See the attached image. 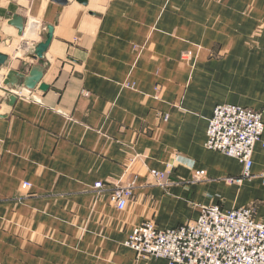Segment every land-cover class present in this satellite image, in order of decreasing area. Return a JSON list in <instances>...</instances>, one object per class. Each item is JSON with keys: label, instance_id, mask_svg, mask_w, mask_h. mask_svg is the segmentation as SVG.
I'll return each instance as SVG.
<instances>
[{"label": "crops", "instance_id": "1", "mask_svg": "<svg viewBox=\"0 0 264 264\" xmlns=\"http://www.w3.org/2000/svg\"><path fill=\"white\" fill-rule=\"evenodd\" d=\"M67 2L0 0V264H168L125 242L148 220L174 229L210 205L250 207L264 224V132L240 184L226 182L239 162L204 148L217 105L259 111L264 125V0ZM35 25V47L52 28L36 62L19 53ZM33 67L47 91L10 105L7 72ZM130 178L123 211L92 189Z\"/></svg>", "mask_w": 264, "mask_h": 264}, {"label": "built area", "instance_id": "2", "mask_svg": "<svg viewBox=\"0 0 264 264\" xmlns=\"http://www.w3.org/2000/svg\"><path fill=\"white\" fill-rule=\"evenodd\" d=\"M23 92L29 95L31 91L23 87L6 91L13 97L27 99ZM263 132L261 112L227 104L215 106L208 121L204 148L233 158L242 166L241 176L227 179V183L252 180L254 148ZM152 176L156 185L163 186L162 174ZM261 178L264 181V175ZM135 185V178L117 179L97 182L92 189L107 193L110 203L123 211ZM125 246L139 259H162L168 264H264V224L254 220L250 207L222 212L210 205L201 207L195 220L174 229L158 230L148 220L133 230Z\"/></svg>", "mask_w": 264, "mask_h": 264}, {"label": "water", "instance_id": "3", "mask_svg": "<svg viewBox=\"0 0 264 264\" xmlns=\"http://www.w3.org/2000/svg\"><path fill=\"white\" fill-rule=\"evenodd\" d=\"M11 1V0H9ZM59 6H66L68 4L67 0H49ZM76 2L81 6H86L87 0H76ZM8 25L15 28L18 31V35L21 36L24 31V21L19 16H13L11 20L8 21ZM52 40V28L49 27L47 30V36L44 42L38 44L33 51V54L28 56V59L31 61H38L41 60L46 53L50 42ZM8 60V56L0 53V69L5 65ZM43 70L38 67H33L27 76L24 74L18 73L16 71L10 70L7 72L3 86L7 88H13L16 86L20 81L22 82V87L26 91H33L38 88L41 92L47 91V86L40 84L43 78ZM10 105H13L16 102V98L11 96L9 97Z\"/></svg>", "mask_w": 264, "mask_h": 264}, {"label": "rangeland", "instance_id": "4", "mask_svg": "<svg viewBox=\"0 0 264 264\" xmlns=\"http://www.w3.org/2000/svg\"><path fill=\"white\" fill-rule=\"evenodd\" d=\"M11 43L12 42H6V43H4V45H3V47L2 48H4V49H9L10 50V47H11ZM31 45H33V46H31ZM31 45H29L27 48V50H26V53H25V55L26 56H28V55H30V54H33V51H34V48H35V45L32 43ZM6 51V50H5ZM8 54L10 55V53L8 52ZM191 57H192V54H191V52L190 51H184V52H182V54L180 55V60L181 61H183V62H189L190 60H191ZM13 90H19V89H13ZM20 99V98H19ZM29 100H31V97H30V99Z\"/></svg>", "mask_w": 264, "mask_h": 264}, {"label": "bare ground", "instance_id": "5", "mask_svg": "<svg viewBox=\"0 0 264 264\" xmlns=\"http://www.w3.org/2000/svg\"><path fill=\"white\" fill-rule=\"evenodd\" d=\"M27 30V29H26ZM33 32H34V34H33V36H32V38H28L27 37V39H26V43H23V44H26V45H28L29 43H32V42H35V40L37 39V27H36V25L34 26V28H33ZM25 34V33H24ZM28 48L26 47V49H22V47H21V52H19L20 54H21V56H25V53H26V50H27ZM8 51H11V50H8ZM7 55V54H6ZM0 83H1V81H0Z\"/></svg>", "mask_w": 264, "mask_h": 264}]
</instances>
